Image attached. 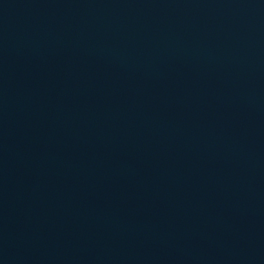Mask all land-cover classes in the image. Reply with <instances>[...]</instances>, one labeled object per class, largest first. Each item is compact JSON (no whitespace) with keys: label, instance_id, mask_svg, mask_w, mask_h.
<instances>
[{"label":"water","instance_id":"obj_1","mask_svg":"<svg viewBox=\"0 0 264 264\" xmlns=\"http://www.w3.org/2000/svg\"><path fill=\"white\" fill-rule=\"evenodd\" d=\"M0 264H264V0H0Z\"/></svg>","mask_w":264,"mask_h":264}]
</instances>
